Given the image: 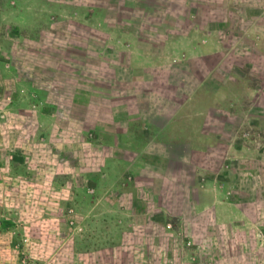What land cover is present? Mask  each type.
<instances>
[{"label":"rangeland","instance_id":"obj_1","mask_svg":"<svg viewBox=\"0 0 264 264\" xmlns=\"http://www.w3.org/2000/svg\"><path fill=\"white\" fill-rule=\"evenodd\" d=\"M0 264H264V0H0Z\"/></svg>","mask_w":264,"mask_h":264}]
</instances>
